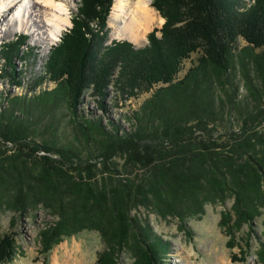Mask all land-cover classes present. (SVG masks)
Here are the masks:
<instances>
[{
    "label": "trees",
    "instance_id": "trees-1",
    "mask_svg": "<svg viewBox=\"0 0 264 264\" xmlns=\"http://www.w3.org/2000/svg\"><path fill=\"white\" fill-rule=\"evenodd\" d=\"M113 3L81 0L71 28L33 84L50 80L53 88L0 96L7 100L6 107L0 102V137L5 140L0 141V212L25 213L42 205L57 217L40 232L44 253L66 237L96 230L106 248L94 264H118L126 247L135 264H162L169 243L132 212L145 207L185 221L202 215L207 203L232 198L221 225L234 246L236 232L264 207V0H154L165 22L141 48L128 40L107 43ZM240 37L247 42L243 47ZM27 40V34H20L0 50L11 67L3 70L18 86L22 81L15 61L26 51ZM199 47L204 49L199 64L174 81L183 59ZM238 68L245 99L239 98ZM155 84L160 87L128 116L133 131L121 132L114 120L107 128L101 119L81 114L90 88L106 111L110 85L132 98ZM64 103L86 140L78 147L95 146L96 153L87 158L78 147L56 139L34 140L48 110ZM225 120L232 124L217 134ZM41 148L46 153L39 154ZM115 156L123 158V170ZM101 157V167L90 162ZM16 252L14 235H0V264ZM257 252L256 264H264V244Z\"/></svg>",
    "mask_w": 264,
    "mask_h": 264
},
{
    "label": "rangeland",
    "instance_id": "rangeland-1",
    "mask_svg": "<svg viewBox=\"0 0 264 264\" xmlns=\"http://www.w3.org/2000/svg\"><path fill=\"white\" fill-rule=\"evenodd\" d=\"M80 3L81 0H68V4L72 11V24ZM156 11L158 15L161 16L157 9ZM164 22L165 18L163 22H155L154 26L147 32L146 42L137 47H145L149 43V33L153 31L154 28H161ZM72 24L63 30V34L71 28ZM34 29H36V27H34ZM108 29V44L113 40H128L132 42L127 38H113L115 31L109 24V18ZM30 31L33 32L34 30H23L16 34H10V32H7L5 35H3V32H0V50L5 42L15 39L20 34L28 35L26 51L22 55H19L15 61L16 68L20 74V77L17 79L22 81L20 86L13 83L12 77L4 72L3 67L9 68V70L11 67L7 66L4 57L0 55V96L14 94L35 95L42 90L51 89L55 86V83L50 80L44 81L37 87H34L33 84L39 75L44 74L45 62L51 50L61 40H58L50 47H43V45L35 44V39ZM160 34L161 33L158 32V35ZM238 44L239 47H243L247 42L240 37ZM202 56H204V49L203 47H199L188 57H185L182 62L186 63V69L180 74L185 72L183 75L184 77L189 69L199 64ZM238 72L239 74L236 76V79L240 84L239 98L245 99L248 92L243 85L240 68H238ZM174 81L179 80L176 77ZM159 84L161 86L166 85L165 83ZM160 85L155 84L151 88V91L149 90L150 92L146 91L141 95L132 98L123 97L113 85H110L108 95L104 99L106 111L102 109L99 103V98L93 96L92 89L90 88L83 96V103L80 107L81 114L88 118L101 119L102 123L107 128L110 127L111 121L114 120L120 127L121 132L133 131L135 124L133 120L128 118V116L132 115L133 111H137L141 104L151 95L152 90L160 87ZM0 102L4 103L3 107L7 106V100L5 101L4 99H1ZM0 107L1 109L3 108L2 106ZM58 108L59 109L57 110H48L49 112L45 114L44 121H40L39 126H36L34 140L37 141V144H40L44 139L52 138L60 141V143L71 146L73 145L77 148L80 145L79 141H86L84 135L72 120L67 104L64 103ZM238 116V114L231 116L235 128L239 126ZM50 122H53L56 125V130L46 129V125ZM232 123L230 120L221 122L218 125L217 134L228 129ZM0 141L5 140L0 137ZM9 147L14 148V144L9 143ZM79 149L82 151V156L84 158L89 157L90 154L96 153L95 146L92 142L87 146L85 143V146ZM38 152L39 154L46 153L42 148L39 149ZM54 156L58 157L56 154ZM101 160L102 157L98 160L92 158L90 162L98 161L99 164L97 166L101 167ZM113 161L119 164L121 170L124 169L123 158L115 156ZM138 172L140 171L135 170L134 174ZM232 205V198H228L224 202L207 203L202 215L190 216L186 218L185 221L180 220L178 217H162L153 210L145 207H139L132 213L149 225L157 236L169 243L168 254L162 261V264H182L188 262V260L190 264H214L217 260L216 254H224L226 261L230 264H256L258 261L257 251L259 250L260 245L264 244V207L261 209L259 216L250 223V225L245 224L241 230L236 232L237 239L235 245L232 246L233 243L230 241V236L228 235L226 227L221 225L223 212L230 211ZM56 219L57 217L50 214L42 205L37 208L29 209L25 213L10 209L2 210L0 212V235H14L17 250L14 258L7 264H19L22 261L27 263L30 262L31 264H54L53 261L55 256L61 261L60 256L63 251L77 257L83 253V261L86 264H94L101 252L106 248L103 236L96 230H83L77 235L64 238L48 253L42 251L43 247L40 232L48 225V223L53 222ZM251 227L253 228V231L251 230ZM248 233L250 234L249 236ZM247 240L249 244L246 243ZM63 245H66V247L64 248ZM78 249H81V251L79 252ZM241 250H245L246 253L241 254ZM239 256H244V258L241 260L239 259ZM118 264H135V258L128 247L123 248L121 251Z\"/></svg>",
    "mask_w": 264,
    "mask_h": 264
},
{
    "label": "bare ground",
    "instance_id": "bare-ground-1",
    "mask_svg": "<svg viewBox=\"0 0 264 264\" xmlns=\"http://www.w3.org/2000/svg\"><path fill=\"white\" fill-rule=\"evenodd\" d=\"M152 3L153 0H114L109 16V24L115 31L113 38H127L137 46L143 45L147 40V32L154 23L164 21ZM70 24H72V11L68 0H0V32H3V35L7 32L16 34L23 30H34L30 32L35 44L50 47L60 40L63 30ZM63 247L65 248L66 245ZM78 251L80 252L81 249ZM83 257V253L77 257L63 251L60 256L61 261L55 256L53 263L86 264ZM216 259L215 262L213 261L214 264H230L224 254H216ZM19 264L31 263L22 261ZM182 264H190V262L188 260Z\"/></svg>",
    "mask_w": 264,
    "mask_h": 264
},
{
    "label": "built area",
    "instance_id": "built-area-1",
    "mask_svg": "<svg viewBox=\"0 0 264 264\" xmlns=\"http://www.w3.org/2000/svg\"><path fill=\"white\" fill-rule=\"evenodd\" d=\"M184 69H186V63L182 62L181 64V68L179 69L178 73L176 74L175 78L177 77L178 80L183 78V75L185 74V72L183 74H180ZM174 78V79H175Z\"/></svg>",
    "mask_w": 264,
    "mask_h": 264
},
{
    "label": "water",
    "instance_id": "water-1",
    "mask_svg": "<svg viewBox=\"0 0 264 264\" xmlns=\"http://www.w3.org/2000/svg\"><path fill=\"white\" fill-rule=\"evenodd\" d=\"M133 46H134L135 48H138L137 45H135L134 43H133Z\"/></svg>",
    "mask_w": 264,
    "mask_h": 264
}]
</instances>
